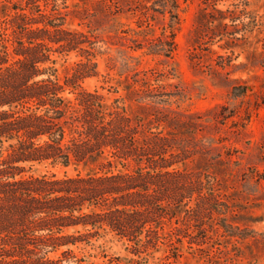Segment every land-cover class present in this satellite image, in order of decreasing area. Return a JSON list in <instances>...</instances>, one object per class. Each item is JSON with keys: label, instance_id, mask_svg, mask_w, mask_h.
<instances>
[{"label": "trees", "instance_id": "obj_1", "mask_svg": "<svg viewBox=\"0 0 264 264\" xmlns=\"http://www.w3.org/2000/svg\"><path fill=\"white\" fill-rule=\"evenodd\" d=\"M151 7L169 14L171 31L150 41L146 53L169 59L179 0ZM67 9V0L2 2L0 264H80L76 251L108 235L130 246L139 259L132 262L149 264L162 251L168 260L180 258L185 238L202 246L215 231L239 237L208 167L190 166L201 150L186 127L150 112L169 105L173 94L147 79L126 83V96L113 100L82 86L99 76L98 37L69 29ZM72 53L82 59L62 83L58 58ZM233 90L243 95L246 87ZM132 98L136 110L127 104ZM41 165L78 173L29 175Z\"/></svg>", "mask_w": 264, "mask_h": 264}, {"label": "rangeland", "instance_id": "obj_2", "mask_svg": "<svg viewBox=\"0 0 264 264\" xmlns=\"http://www.w3.org/2000/svg\"><path fill=\"white\" fill-rule=\"evenodd\" d=\"M154 1L113 0L104 7L101 0H67V27L98 37L99 76L82 86L113 100L126 96V83L147 79L173 94L169 105L150 112L186 127L201 150L191 168L208 167L230 208L228 223L240 231L239 237L215 231L202 246L185 238L180 258L168 260L162 251L149 264H264V0H179L177 48L169 59L146 53L150 41L171 31L169 14L154 12ZM81 59L76 53L58 58L62 83ZM238 86L246 87L243 95H235ZM66 96L74 98L70 90ZM127 104L137 109L133 98ZM77 173L41 165L29 175ZM129 247L108 235L76 253L80 264H135Z\"/></svg>", "mask_w": 264, "mask_h": 264}]
</instances>
